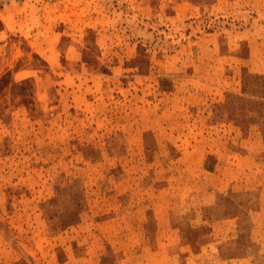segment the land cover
Here are the masks:
<instances>
[{"label":"rangeland","instance_id":"1","mask_svg":"<svg viewBox=\"0 0 264 264\" xmlns=\"http://www.w3.org/2000/svg\"><path fill=\"white\" fill-rule=\"evenodd\" d=\"M263 225L264 0H0V264H264Z\"/></svg>","mask_w":264,"mask_h":264},{"label":"crops","instance_id":"2","mask_svg":"<svg viewBox=\"0 0 264 264\" xmlns=\"http://www.w3.org/2000/svg\"><path fill=\"white\" fill-rule=\"evenodd\" d=\"M238 190V189H236ZM258 224H261V223H258ZM264 227V225H263ZM229 261H231L230 264H232V261H235L237 263H234V264H254V257L253 255H250V256H244V257H236V258H228Z\"/></svg>","mask_w":264,"mask_h":264}]
</instances>
